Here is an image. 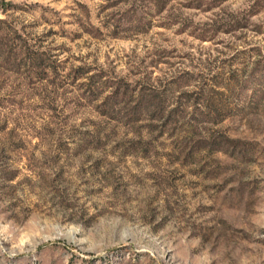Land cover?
<instances>
[{
  "label": "rangeland",
  "instance_id": "rangeland-1",
  "mask_svg": "<svg viewBox=\"0 0 264 264\" xmlns=\"http://www.w3.org/2000/svg\"><path fill=\"white\" fill-rule=\"evenodd\" d=\"M0 264H264V0H0Z\"/></svg>",
  "mask_w": 264,
  "mask_h": 264
}]
</instances>
